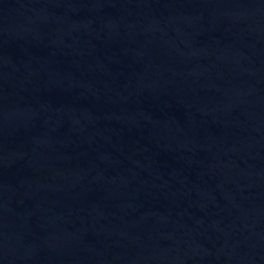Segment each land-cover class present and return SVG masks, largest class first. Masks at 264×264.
<instances>
[{"label":"water","instance_id":"95a60500","mask_svg":"<svg viewBox=\"0 0 264 264\" xmlns=\"http://www.w3.org/2000/svg\"><path fill=\"white\" fill-rule=\"evenodd\" d=\"M0 264H264V0H0Z\"/></svg>","mask_w":264,"mask_h":264}]
</instances>
